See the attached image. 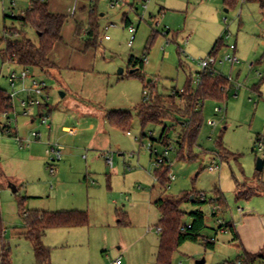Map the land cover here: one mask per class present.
<instances>
[{
    "label": "rangeland",
    "instance_id": "obj_1",
    "mask_svg": "<svg viewBox=\"0 0 264 264\" xmlns=\"http://www.w3.org/2000/svg\"><path fill=\"white\" fill-rule=\"evenodd\" d=\"M48 3L52 12L67 16L63 39L49 55L56 67L31 68L44 83L47 102L40 111L49 114L50 128L40 123L30 126L17 99L9 116L11 127L21 137L40 131L41 138L21 146L0 128V258L4 249L12 264H39L25 235L22 211L78 210L88 214V225L46 232L43 242L51 250L49 264H115L118 258L121 264H159L161 213L155 200L203 194L206 203L189 201L181 208L187 213L204 212L202 235L214 239L216 246L186 242L174 253L172 264L202 260L242 264V246L261 242L264 229L260 219L264 193L249 200L237 198L240 188L264 185V145L260 149L258 144L264 140V10L242 0L231 9L224 0H121L115 6L111 0H98L96 5L94 0ZM29 7L30 0H0V73L5 76L18 68L4 57L6 41L18 37L6 31L22 27L15 17ZM94 11L93 30L89 17ZM24 29L25 35L37 40L33 29ZM219 39L223 46L214 67L232 79L225 98L205 101L197 143L185 146L184 156L177 142L184 121L174 117L173 122L165 121L173 149L168 161L157 168L156 159L167 146L158 141L163 125L143 127L135 108L152 96V86L166 95L174 88L183 89L191 79L196 86L198 73L204 71L199 61L209 58ZM230 44L238 47L240 61L234 65L221 62L230 53ZM131 56L145 60V67L135 75H129ZM0 88L9 90L5 79L0 80ZM179 104L184 106V101ZM113 110L132 114L129 127L108 122L105 115ZM103 124L104 131L97 134ZM47 142L65 148L55 174L49 169ZM109 153L113 167L106 158ZM217 165L219 169L209 170ZM167 168L174 179L161 189L156 171ZM218 191L225 197L224 206L215 201ZM184 221H190L188 214ZM229 222L235 223L242 241H233L230 231L219 230Z\"/></svg>",
    "mask_w": 264,
    "mask_h": 264
},
{
    "label": "trees",
    "instance_id": "obj_2",
    "mask_svg": "<svg viewBox=\"0 0 264 264\" xmlns=\"http://www.w3.org/2000/svg\"><path fill=\"white\" fill-rule=\"evenodd\" d=\"M228 8L237 6L240 0H224ZM246 3H257L264 10V0H242ZM95 5L98 0H94ZM91 28L94 30L97 19L95 11L90 17ZM15 19L22 23V27H12L6 33L17 35L16 38H10L6 41L4 57L7 58L17 67L39 68L42 71H48L56 67L55 62L49 59L57 42L61 41L62 30L67 21V16L60 13H54L50 10L48 0H30L29 9ZM25 27L33 29L37 34V40L29 38ZM93 31L90 30L91 34ZM92 43V42H91ZM223 46V39L215 42L209 53L210 56H215ZM129 67L135 69L129 75H135L137 71L145 67V60L131 56L129 58ZM201 78V84L194 86L192 79L189 80L185 87L181 90L174 88L171 94L166 95L158 91L157 86H152V96L143 100L136 108V114L140 119L142 126L148 124L163 125V131L158 141L168 145L167 132L169 126L165 123L166 120H171L174 117L176 120L184 121L182 130L178 134V145L180 155L184 156L185 146L189 147L197 143L203 122V106L207 99L222 101L225 98L224 91L226 85L231 82L217 71H203L198 73ZM230 86V85H229ZM149 87V84H146ZM226 93V92H225ZM184 101V106L179 102ZM13 109V104L6 90L0 88V128L6 130L9 127V114ZM40 110H43L40 109ZM39 110V111H40ZM50 110V109H49ZM41 112V111H40ZM106 119L111 125H116L123 129L129 127L132 121V114L129 111L113 110L106 113ZM173 127V126H171ZM174 128V127H173ZM11 136V135H10ZM187 151V148L185 149ZM169 168L157 169L156 176L160 188H166L170 182ZM264 193V185L261 188L239 189L237 194L238 199L249 200L255 195ZM202 195V196H201ZM198 198L195 195L185 196L182 199L162 198L158 197L155 204L158 206L161 218L158 222L160 228V242L157 254V263L172 264L174 253L186 242H204L207 248L214 249L216 243L214 239H210L202 235L206 227V217L202 210L185 212L181 205L184 202L193 201L194 203H206V196L201 194ZM194 196L193 199L191 197ZM216 202L220 205H225L226 200L220 191L217 192ZM188 214L189 222H185L184 218ZM24 220L25 235L31 241L36 259L39 264H49L51 250L47 247L43 239L46 232L51 228L61 227H83L89 224V216L84 211H40L30 210L22 211ZM229 231L233 234V241L239 240V235L232 222L225 224ZM1 227V224H0ZM184 227V230H182ZM221 228V227H220ZM219 228V229H220ZM1 237V229H0ZM241 261L242 264H264V249L257 253H251L245 250L242 246ZM0 264H12L9 251H2Z\"/></svg>",
    "mask_w": 264,
    "mask_h": 264
},
{
    "label": "built area",
    "instance_id": "obj_3",
    "mask_svg": "<svg viewBox=\"0 0 264 264\" xmlns=\"http://www.w3.org/2000/svg\"><path fill=\"white\" fill-rule=\"evenodd\" d=\"M146 1V0H143ZM121 0H111V5L115 6L120 4ZM108 29V26L106 27ZM134 29V27H133ZM229 35V34H227ZM262 37L264 38V29L261 32ZM17 36V35H15ZM228 37V36H227ZM106 38L109 39L110 36L106 35ZM187 39H190V36L187 37ZM132 42H130V45ZM228 48L230 49V53H228L225 58L221 62H229L232 65L238 63L240 60L236 54V49L237 46L236 44H230L228 45ZM200 65L203 67L204 71H217L214 67V65L217 63V58L215 56H210L209 58L206 59H201L199 61ZM218 72V71H217ZM5 79L8 84H9V90L7 91L9 98L12 101L18 100L20 103V106L22 107V111L26 117L29 118L30 122H34L36 120H39L40 124L43 125H49V114L43 113V111H38L36 113V110H40L43 108L45 103V94H44V83L39 81L35 74L32 72L31 68L27 67H18L17 69L10 70V72L5 76L3 73H0V80ZM231 82V78H227ZM201 78L198 77L196 80V86H199L201 84ZM147 97H149V91L146 90ZM146 98V97H145ZM47 100L49 99L48 97L46 98ZM147 99V98H146ZM221 108L216 107V110H220ZM14 110V104H13V109ZM11 111V112H12ZM10 112V114H11ZM9 114V116H10ZM6 117V116H5ZM9 127L6 128V132L14 136L16 140L19 142L21 146L24 145H30L33 140H36L38 138H41V133L40 131H32L31 134L28 137H21L19 134L15 133L13 128L11 127V122H10V117H9ZM258 144L260 149H263L264 145V140L260 139L258 140ZM47 149H46V155L48 158V163H49V169L51 173L55 174L56 172V162L60 161L65 152L64 145L58 143V142H47ZM168 144L165 148V150L157 157L156 159V165L157 168L162 167L167 161H168V155L170 153V150L173 148ZM157 153V150H153ZM108 163L113 167L114 162H113V154L109 153L106 155ZM220 166H210L209 170L215 171L219 169ZM170 179H174V176H172ZM214 214L217 213V209H213ZM221 227V228H220ZM221 231L228 232L229 229L225 226L224 223L220 225ZM160 231V228H158ZM184 230V227L183 229ZM122 260L121 258L116 259L115 264H121Z\"/></svg>",
    "mask_w": 264,
    "mask_h": 264
},
{
    "label": "crops",
    "instance_id": "obj_4",
    "mask_svg": "<svg viewBox=\"0 0 264 264\" xmlns=\"http://www.w3.org/2000/svg\"><path fill=\"white\" fill-rule=\"evenodd\" d=\"M244 3H246V2H244ZM127 22H130V20H127ZM237 46V45H236ZM237 52H238V47H237V49H236V54H237ZM106 116V115H105ZM36 123H40L39 122V120H36V121H34V122H30V120L28 121V124L30 125V126H33V125H35ZM39 125V124H38ZM15 133H17V134H19V130L18 129H14L13 130ZM100 131H104V124H103V126L102 127H100V128H98V131H97V134L100 132ZM65 153V152H64ZM160 218H161V216H160ZM160 218H159V220H160ZM185 219V218H184ZM260 219H264L263 217H261ZM159 220H158V222H159ZM120 222V221H119ZM234 225H235V223L234 222H232ZM264 226V225H263ZM235 229H236V231H237V233H238V235H239V240H237V241H242V237H241V235H240V233H239V231H238V228H237V226L235 225ZM159 231V230H158ZM231 233V232H230ZM233 235V234H232ZM159 237H160V233H159ZM255 239V238H254ZM159 242H160V239H159ZM254 244H256L255 246H254ZM254 244H252V245H247L248 247H245V245H243V248L245 249V250H247L248 252H251V253H257V252H259L260 250H262V249H264V229H263V233H262V236H261V242H259V243H254Z\"/></svg>",
    "mask_w": 264,
    "mask_h": 264
},
{
    "label": "water",
    "instance_id": "obj_5",
    "mask_svg": "<svg viewBox=\"0 0 264 264\" xmlns=\"http://www.w3.org/2000/svg\"><path fill=\"white\" fill-rule=\"evenodd\" d=\"M134 71H135V69H131L130 72L133 73ZM64 95H65V93H62V96H64ZM260 166L262 168L263 165H260ZM12 189H13L14 192L18 191L17 187H15V186H12ZM193 198H194V196L191 197V199H193ZM204 263H205V260H202V261L198 262L197 264H204Z\"/></svg>",
    "mask_w": 264,
    "mask_h": 264
}]
</instances>
